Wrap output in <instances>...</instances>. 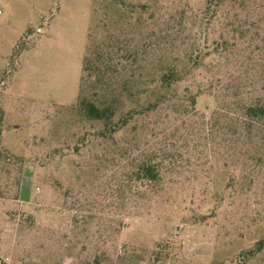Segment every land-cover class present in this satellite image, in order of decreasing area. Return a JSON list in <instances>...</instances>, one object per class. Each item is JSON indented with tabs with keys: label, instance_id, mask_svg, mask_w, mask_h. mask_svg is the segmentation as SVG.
Returning a JSON list of instances; mask_svg holds the SVG:
<instances>
[{
	"label": "rangeland",
	"instance_id": "374dc122",
	"mask_svg": "<svg viewBox=\"0 0 264 264\" xmlns=\"http://www.w3.org/2000/svg\"><path fill=\"white\" fill-rule=\"evenodd\" d=\"M203 2L0 0V264H264V130L225 88L264 63L222 58L208 88L210 57L187 58ZM172 65L186 78L157 83ZM200 80L212 95L192 104Z\"/></svg>",
	"mask_w": 264,
	"mask_h": 264
},
{
	"label": "trees",
	"instance_id": "16d2710c",
	"mask_svg": "<svg viewBox=\"0 0 264 264\" xmlns=\"http://www.w3.org/2000/svg\"><path fill=\"white\" fill-rule=\"evenodd\" d=\"M197 16L199 34L192 49L187 53V58L191 64V70H193L201 65L204 58L210 57V61L206 64V72L209 75L207 77L208 88L211 89V84L214 81H222L218 71L219 60L222 58L225 60L235 58L238 61V58L242 57L246 60L245 62L249 61L252 65H256L259 60L264 63V0H204ZM217 26L219 27L218 36L209 40V37L215 33ZM238 49L240 50L238 51ZM195 51L196 54H194ZM229 56L231 57L229 58ZM92 67L93 62L88 56H85L83 73L90 71ZM262 71L263 73H260ZM99 73L102 76V71ZM194 73H192L194 77L201 75L200 72L196 73V76ZM254 73L255 71L249 75L248 71L235 69L228 74L225 88L233 89L234 92L230 94L233 99L239 97L241 90L244 94L243 102L239 106L241 114L238 116L242 126L245 127V124H248L249 127L256 126L259 130H264V95L254 97L252 91L258 83L264 82V70L259 71V75H254ZM187 75L188 72L179 70L172 65L159 76L157 83L171 86L183 81ZM84 79L85 77L82 76V83ZM202 83V80L198 81V85L192 92L190 97L192 104L196 102L197 97L203 94L212 95ZM240 99L242 101V96ZM76 106L89 119L103 122L104 129L101 133H110L118 128V125L113 124L114 111L109 104L96 102L83 96L79 98ZM258 147L261 152L255 149L254 154L260 159L261 155L264 154V137H262ZM259 163L257 166L260 165ZM137 171L140 175L139 178L149 183L155 184L160 179L159 169L156 164L150 161L143 163L137 168ZM262 248H264V240L257 241L255 249Z\"/></svg>",
	"mask_w": 264,
	"mask_h": 264
}]
</instances>
